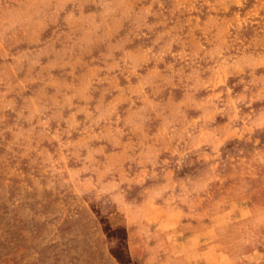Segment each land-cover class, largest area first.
I'll use <instances>...</instances> for the list:
<instances>
[{
    "label": "rangeland",
    "instance_id": "rangeland-1",
    "mask_svg": "<svg viewBox=\"0 0 264 264\" xmlns=\"http://www.w3.org/2000/svg\"><path fill=\"white\" fill-rule=\"evenodd\" d=\"M0 264H264V0H0Z\"/></svg>",
    "mask_w": 264,
    "mask_h": 264
}]
</instances>
